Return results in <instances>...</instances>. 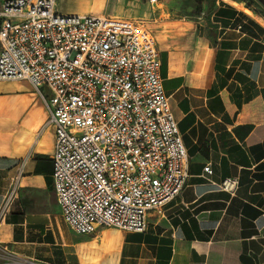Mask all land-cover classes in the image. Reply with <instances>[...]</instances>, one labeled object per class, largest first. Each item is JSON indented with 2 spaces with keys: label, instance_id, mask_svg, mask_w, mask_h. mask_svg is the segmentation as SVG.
I'll list each match as a JSON object with an SVG mask.
<instances>
[{
  "label": "crops",
  "instance_id": "0c3cea01",
  "mask_svg": "<svg viewBox=\"0 0 264 264\" xmlns=\"http://www.w3.org/2000/svg\"><path fill=\"white\" fill-rule=\"evenodd\" d=\"M56 9L143 23L156 44L189 177L162 216L149 215L144 232H74L56 207L55 129L45 127V104L27 81H0V207L26 159L18 197L0 223V264H264V6L56 0ZM228 179L237 181L234 192L220 188Z\"/></svg>",
  "mask_w": 264,
  "mask_h": 264
},
{
  "label": "built area",
  "instance_id": "2783aa9c",
  "mask_svg": "<svg viewBox=\"0 0 264 264\" xmlns=\"http://www.w3.org/2000/svg\"><path fill=\"white\" fill-rule=\"evenodd\" d=\"M160 69L142 22L64 15L56 0L3 1L0 81H27L45 104V127L55 129L53 188L74 232H144L149 215L162 216L183 192L189 156ZM25 165L3 193L0 223ZM220 188L234 192L237 181Z\"/></svg>",
  "mask_w": 264,
  "mask_h": 264
},
{
  "label": "water",
  "instance_id": "95a60500",
  "mask_svg": "<svg viewBox=\"0 0 264 264\" xmlns=\"http://www.w3.org/2000/svg\"><path fill=\"white\" fill-rule=\"evenodd\" d=\"M263 6H264V1L263 0H258Z\"/></svg>",
  "mask_w": 264,
  "mask_h": 264
},
{
  "label": "rangeland",
  "instance_id": "374dc122",
  "mask_svg": "<svg viewBox=\"0 0 264 264\" xmlns=\"http://www.w3.org/2000/svg\"><path fill=\"white\" fill-rule=\"evenodd\" d=\"M58 209H61L58 205L56 206Z\"/></svg>",
  "mask_w": 264,
  "mask_h": 264
}]
</instances>
